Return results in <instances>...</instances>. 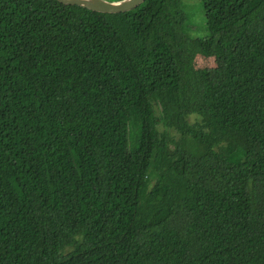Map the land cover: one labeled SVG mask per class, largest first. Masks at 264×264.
<instances>
[{"label": "trees", "instance_id": "1", "mask_svg": "<svg viewBox=\"0 0 264 264\" xmlns=\"http://www.w3.org/2000/svg\"><path fill=\"white\" fill-rule=\"evenodd\" d=\"M200 2L0 0V264H264V0Z\"/></svg>", "mask_w": 264, "mask_h": 264}, {"label": "water", "instance_id": "2", "mask_svg": "<svg viewBox=\"0 0 264 264\" xmlns=\"http://www.w3.org/2000/svg\"><path fill=\"white\" fill-rule=\"evenodd\" d=\"M64 4L78 5L85 7L92 11L103 12V13H119L130 11L145 0H58Z\"/></svg>", "mask_w": 264, "mask_h": 264}, {"label": "rangeland", "instance_id": "3", "mask_svg": "<svg viewBox=\"0 0 264 264\" xmlns=\"http://www.w3.org/2000/svg\"><path fill=\"white\" fill-rule=\"evenodd\" d=\"M184 9L189 15V21L187 25L188 34L194 37H202L205 35V28L203 26V10L200 0H181ZM201 20V22H199ZM198 22V23H197ZM196 64L198 66H209L213 62L210 59H197ZM195 118L190 117V121H193Z\"/></svg>", "mask_w": 264, "mask_h": 264}]
</instances>
